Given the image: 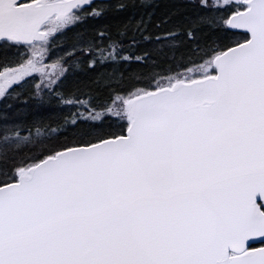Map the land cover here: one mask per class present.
<instances>
[{"label": "snow or ice", "instance_id": "1", "mask_svg": "<svg viewBox=\"0 0 264 264\" xmlns=\"http://www.w3.org/2000/svg\"><path fill=\"white\" fill-rule=\"evenodd\" d=\"M152 7L0 0V264H264V0Z\"/></svg>", "mask_w": 264, "mask_h": 264}, {"label": "trees", "instance_id": "2", "mask_svg": "<svg viewBox=\"0 0 264 264\" xmlns=\"http://www.w3.org/2000/svg\"><path fill=\"white\" fill-rule=\"evenodd\" d=\"M121 2L127 3L129 5H131V4L141 5V4H145V3H150L153 7L148 8L147 11L154 12V17L159 18V17H162L168 11H170L174 4L180 3L181 0H121ZM140 10L143 11L144 9H140ZM132 11H134V9L130 8L125 13H122L121 15L122 16L131 15ZM117 18H119V17H117ZM101 22L103 23V22H107V21H101ZM73 31H75V30L69 29L68 33H66L65 35L70 38ZM57 39H59V37H57ZM64 50H65L64 48H59V49L53 50L50 57L45 62L50 63L53 59H55L56 55L59 52H62ZM137 67H146V66H139V65L133 64L131 66V69H129V70L136 69ZM37 78H38V75H37ZM82 78H84V77L82 76Z\"/></svg>", "mask_w": 264, "mask_h": 264}, {"label": "rangeland", "instance_id": "3", "mask_svg": "<svg viewBox=\"0 0 264 264\" xmlns=\"http://www.w3.org/2000/svg\"><path fill=\"white\" fill-rule=\"evenodd\" d=\"M38 75V74H37Z\"/></svg>", "mask_w": 264, "mask_h": 264}]
</instances>
